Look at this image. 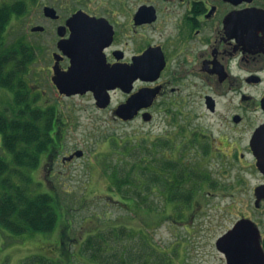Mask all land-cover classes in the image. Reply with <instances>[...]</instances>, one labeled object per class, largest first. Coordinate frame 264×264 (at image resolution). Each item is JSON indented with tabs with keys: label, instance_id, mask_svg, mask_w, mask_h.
Returning a JSON list of instances; mask_svg holds the SVG:
<instances>
[{
	"label": "flooded vegetation",
	"instance_id": "1",
	"mask_svg": "<svg viewBox=\"0 0 264 264\" xmlns=\"http://www.w3.org/2000/svg\"><path fill=\"white\" fill-rule=\"evenodd\" d=\"M46 7L54 17L44 15ZM38 8L35 21L42 25L30 26L28 33L41 27L37 33L45 34L52 26V65L44 75L52 90L57 92L51 82L55 55L61 72L81 63L94 73L89 64L98 63L103 79L119 82L106 91L105 109L96 106L92 92L67 98L88 97L97 111L113 113L138 91L156 89L151 107L135 119L162 107L174 136L195 138L197 157L220 156L235 168L230 188L243 195L237 203L241 210L221 235H232L244 223L238 233L258 251L255 263L264 264V191L256 192L264 190V131L255 140L264 126V0H51ZM60 40L67 43L66 55L58 48ZM127 80L129 93L121 87ZM30 89L40 99L46 95L39 86ZM185 110L198 113V119H218L220 133L214 134V125L185 132L176 123Z\"/></svg>",
	"mask_w": 264,
	"mask_h": 264
},
{
	"label": "rangeland",
	"instance_id": "2",
	"mask_svg": "<svg viewBox=\"0 0 264 264\" xmlns=\"http://www.w3.org/2000/svg\"><path fill=\"white\" fill-rule=\"evenodd\" d=\"M17 1L0 0L9 4ZM30 1L31 6L26 2V11L22 13L25 20L23 16H14L11 20L7 42L13 43L25 35V42L35 54L33 65H29V74L25 77L26 83L28 87L39 86L40 90L46 91L41 99L31 94L29 101L35 100V103H31L29 108L42 113L53 108L54 116H57V129L53 133L56 147L47 158L41 159L39 167L32 172L33 183L29 190L32 194L53 196L59 219L55 229L46 234H26L20 238L0 230V264H39L41 258L62 264H96L84 248L85 240L98 229L106 231L114 224H128L132 229L144 230L147 242L164 247L167 259L170 257L173 264H225L223 256L215 248V242L225 232L233 214L241 210L237 203L243 195L230 188L236 178L235 168L228 161L218 158L220 156L210 161L197 157L195 138L182 139V134L174 136V126L168 125L169 117H166L162 107L152 110V120L148 123L141 118L123 123L108 110L94 109L88 97L61 98L52 90L48 78H44L46 68L52 65V26L47 27L45 34L28 33L30 26L42 25L35 21L38 7L51 3V0ZM28 7L31 12L27 14ZM114 99L120 100L119 97ZM9 104H13L12 95L0 89V111L8 112L11 108ZM184 115L176 117V123L186 127L185 132L214 125V134L220 133L218 119H198V113L194 111H187ZM172 117L170 121H173ZM121 140H125L127 148L135 145L132 152H127L124 161L119 157L123 148ZM172 148L176 151L173 154ZM77 150L82 151L81 158L62 162L63 157ZM2 152L0 140V155ZM156 154L160 156L156 157ZM143 155L146 159H140ZM142 160L158 166H163L164 162L165 165L169 162L179 165L186 160L188 166L194 167L195 175L187 180L186 187L201 192L194 194L191 207L187 208L184 202L165 201V195H161L158 189H153L152 193L149 185L147 188L143 185L141 198L146 200L150 211L139 204V212L132 201H127V198L134 197L136 187H124L123 193H120L109 184L104 172L106 168L110 174L111 167L117 162V177L124 178L131 172V165L134 162L141 164ZM145 176L149 181L153 178L149 173L140 175L142 178ZM204 178L206 180L200 183ZM13 181L16 183L18 179L13 178ZM130 181L134 184L133 177ZM21 186L24 188L23 182ZM159 189L165 193L162 186ZM232 193L235 197H231ZM231 206L234 210H230Z\"/></svg>",
	"mask_w": 264,
	"mask_h": 264
},
{
	"label": "trees",
	"instance_id": "3",
	"mask_svg": "<svg viewBox=\"0 0 264 264\" xmlns=\"http://www.w3.org/2000/svg\"><path fill=\"white\" fill-rule=\"evenodd\" d=\"M26 6V2L22 0L14 4L0 2V89L10 93L13 98V104L8 106L11 107L9 111H0V139L3 150L0 155V230L20 238L26 234L51 233L59 219L58 206L53 196L32 194L29 190L33 183L32 172L39 167L41 159L47 157L51 149L56 147L53 133L57 129V116H54L56 113L53 108L45 109V113L29 108L35 100L29 101L32 92L25 77L29 74V65H33L35 54L23 37L13 43L7 42L11 20L14 16H22ZM125 144V140H121V161L135 147L132 145L127 148ZM158 156L160 154H156ZM145 157L143 155L140 159H146ZM117 167L116 162L111 167L110 174L107 168L104 171L109 184L115 186L120 193H123L124 187H136L134 197L127 198V201H132L139 212L142 204L143 209L148 207L147 211H150L146 200L141 198L140 189L143 185L146 188L149 185L151 192L158 189L161 195H165V201L184 202L187 208L191 207L194 194L201 192L186 187L187 180L195 175L194 167L188 166L186 160L179 165L171 162L165 165L164 162L163 166L152 165L146 160H142L141 164L134 162L131 172L124 178L117 177ZM142 173H149L153 178L150 181L147 176L142 178ZM132 177L134 184L130 181ZM13 178H17L18 182L15 183ZM205 180L206 178L202 179L200 183ZM22 182L24 188L21 186ZM160 186L165 193L160 191ZM147 238L144 230L132 229L128 224H114L106 231L98 229L85 240L84 248L96 264H173L170 257L167 259L166 249L147 242ZM38 263L62 264L46 258L39 259Z\"/></svg>",
	"mask_w": 264,
	"mask_h": 264
},
{
	"label": "water",
	"instance_id": "4",
	"mask_svg": "<svg viewBox=\"0 0 264 264\" xmlns=\"http://www.w3.org/2000/svg\"><path fill=\"white\" fill-rule=\"evenodd\" d=\"M54 14L55 12L53 9L49 7L44 8V15L46 17L52 18ZM31 31L40 32L42 28L34 27ZM59 36H61V34H59ZM66 44L64 40H60L58 43V48L62 51L63 55L67 54ZM54 59L55 65L53 67L51 81L60 95L71 97L92 92L98 108L105 109L109 105V96L106 91L110 88L120 86V84L114 79H103L100 75V64H89L93 66L94 73L90 69H83L87 64L81 63H72L69 71L61 72L57 67L58 59L56 55ZM125 83L127 84H122L123 86L121 87L125 93H129L130 88L125 86L130 84V80L125 81ZM156 94V89H142L130 96L124 104L117 107L114 111V115L122 121H131L140 110L147 109L152 105ZM142 118L143 121L148 122L151 116L149 114H143ZM262 131H264V126L258 130L255 140H258L260 137L259 133ZM82 155L83 153L81 151H76L68 160L70 161L73 157L80 158ZM263 191L262 188H258L256 192L260 193ZM242 225H244V223H239L232 235L226 233L215 243L216 249L224 254L227 264H256L255 262H260L254 260L255 258H259V253L250 246V239L238 233Z\"/></svg>",
	"mask_w": 264,
	"mask_h": 264
}]
</instances>
